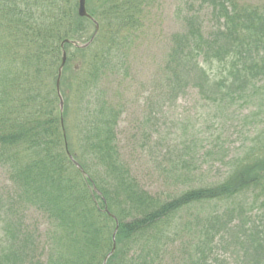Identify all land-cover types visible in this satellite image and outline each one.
Segmentation results:
<instances>
[{
	"label": "trees",
	"instance_id": "16d2710c",
	"mask_svg": "<svg viewBox=\"0 0 264 264\" xmlns=\"http://www.w3.org/2000/svg\"><path fill=\"white\" fill-rule=\"evenodd\" d=\"M159 1H90L97 29L78 15L76 0H0V166L8 180L0 189V264H103L114 245L106 264H166L168 254L176 264H264V200L254 212L264 196L261 134L222 181L210 183L185 166L200 152L194 133L171 171L173 185L184 188L166 197L145 189L121 155L117 126L125 105L104 85L127 71ZM197 3L170 36L161 95L196 89L200 119L227 122L246 109L244 126L264 112V1L188 5ZM204 6L216 22L208 32ZM66 39L93 40L62 47ZM30 210L36 218L28 222ZM217 241L233 255L215 256Z\"/></svg>",
	"mask_w": 264,
	"mask_h": 264
},
{
	"label": "rangeland",
	"instance_id": "374dc122",
	"mask_svg": "<svg viewBox=\"0 0 264 264\" xmlns=\"http://www.w3.org/2000/svg\"><path fill=\"white\" fill-rule=\"evenodd\" d=\"M78 1L76 0L77 4ZM90 1L94 0H88V11ZM237 1L261 4L264 0ZM188 3L189 0H160L148 14L144 33L131 50L126 64L127 71L112 75L104 85L116 102L125 105L117 126V144L124 161L145 189L164 197L184 188L173 185L171 171L174 161L180 155L182 144L190 141L194 133L200 152L196 154V160L185 166L199 170L200 178L210 183H218L224 179L231 169V163L233 165L236 158L246 152L249 141L261 134L263 141L258 143L257 139L256 145L261 146L264 142V112L261 116L248 119L250 122L244 126L241 125V119L247 113L246 109L232 113L230 120L226 119L227 122L223 118L214 123L211 118L207 120V115L201 119L198 117L204 110L196 89L189 88L178 98L161 95L159 86L163 75L162 62L169 49L170 36L182 30L183 17L188 10H199L198 3L192 6ZM201 14L205 30H212L216 22L211 8L204 6ZM92 32L91 26L81 38L88 39ZM7 181L0 166V189L6 188ZM242 196L244 202L252 203V192ZM263 200L264 196L256 203L254 212L259 211ZM226 207V204L218 206L221 211ZM35 218L36 214L30 210L28 222ZM38 221L44 232L47 224L42 219ZM217 243L218 241L215 242V256L220 255L219 258H222L229 257L228 253L233 255L225 252ZM179 247L181 248V243L178 242L172 248L173 252ZM40 254L46 259L43 252ZM172 259L173 255L168 254L166 264H170ZM235 260L233 258L232 263ZM176 262L173 259V264Z\"/></svg>",
	"mask_w": 264,
	"mask_h": 264
},
{
	"label": "water",
	"instance_id": "95a60500",
	"mask_svg": "<svg viewBox=\"0 0 264 264\" xmlns=\"http://www.w3.org/2000/svg\"><path fill=\"white\" fill-rule=\"evenodd\" d=\"M78 14H79V16H81V17H86V18H89V19L93 20V21L95 22L96 28H97V29L99 28V24L97 23V21H96V20L91 16V14H89V12L87 11L86 0H79ZM92 40H93V39H91V40H90L89 42H87V43H79V42L76 41V40L66 39V40H64V41L61 43V46L63 47L65 43H72V44L75 45V46L86 47L87 45L90 44V42H91ZM66 60H67V52H66V50L63 49V52H62V62H61L60 67L58 68V78H57V82H56V88H57V92H58V95H59V98H60V108H61V110L63 109L64 101H63V98H62V95H61V92H60V81H61L62 71H63L64 65H65V63H66ZM77 165L79 166L78 163H77ZM114 250H115V245L113 246V249H112V251L109 253V255L105 258L103 264H106L108 257H109L110 255H112V253L114 252Z\"/></svg>",
	"mask_w": 264,
	"mask_h": 264
}]
</instances>
